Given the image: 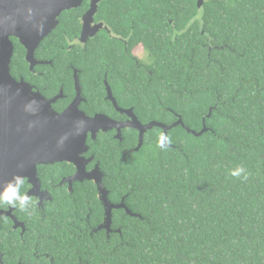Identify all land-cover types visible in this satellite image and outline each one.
<instances>
[{
	"label": "trees",
	"instance_id": "1",
	"mask_svg": "<svg viewBox=\"0 0 264 264\" xmlns=\"http://www.w3.org/2000/svg\"><path fill=\"white\" fill-rule=\"evenodd\" d=\"M196 1L99 5L97 18L127 39L129 51H145L152 73L127 79L138 66L127 56L119 63L125 44L105 33L87 45L80 66L100 76L103 61L112 58L113 72L125 77L114 85L115 96L134 105L142 121L170 124L180 114L189 129L200 131L203 117L209 129L195 136L178 125L161 148V130L153 128L140 150L121 160L126 142L103 133L90 140L112 199L127 194L126 205L143 219L114 210L113 227L121 226L122 239L94 234V248H82L88 264H264V0H204L199 8ZM70 17H61L62 27ZM45 42L53 49L50 39ZM53 62L48 85L72 82ZM101 103L98 110L108 111ZM123 137L136 144L134 131ZM237 166L247 169L246 181L229 175ZM51 174L39 169L42 178ZM74 202L93 208L94 223L102 219L92 185L79 187ZM74 202L63 205L67 213Z\"/></svg>",
	"mask_w": 264,
	"mask_h": 264
},
{
	"label": "flooded vegetation",
	"instance_id": "2",
	"mask_svg": "<svg viewBox=\"0 0 264 264\" xmlns=\"http://www.w3.org/2000/svg\"><path fill=\"white\" fill-rule=\"evenodd\" d=\"M102 1L99 2L92 20L86 18V22L84 18L90 10L91 0H82L80 6L64 10L57 17L58 24L51 28L48 34L40 40L37 47L33 49V58L30 61L26 57L27 47L21 44L18 36L10 35L9 38L14 46L10 66L11 75L16 80H24L34 92H39L45 99L50 100L60 95L61 97L57 98L51 105L57 112L64 111L77 98L78 109L89 117L102 114L119 124H147L150 121H156H142L138 113H136L134 105L126 106L118 101L113 88L115 84L123 82L125 77L123 78L122 75L113 72L112 62L114 60L112 58L103 61L105 67L100 76L96 75L95 71L87 73L80 66L81 62L87 58V45L99 34L105 33L111 40H117L125 44L123 55L120 56L118 62H122V56H127L128 59L134 61L136 67L138 66L132 75L126 77L127 79L139 81L140 78H143V72L152 73L149 68L151 59L147 53L140 47L129 51L126 46L127 39L122 34H118L111 29L107 22L97 18L98 8ZM14 5L13 0L2 1L0 16H2L3 22L12 20ZM68 13L71 16L70 20L72 19L71 21L73 22L69 26L62 27L61 17ZM0 20L2 19L0 18ZM40 27H37L34 34L40 32L38 31ZM34 34L29 37V40L34 38ZM46 39L51 40L53 49H48V42H45ZM113 42L111 44L115 46V42ZM66 54L67 57L64 58ZM16 57L18 63H14ZM53 60L59 64L56 69H61L62 71L65 68L66 73L69 74V77L71 76L72 82H67V85H65L60 81L55 86L53 84L48 85L46 72L47 67L50 65L54 66ZM108 63L111 64V67L108 66ZM97 89L100 90V93H97ZM98 102L100 104L104 102L103 106H106L108 111H99ZM114 102L117 107H115ZM125 130H131L136 133L137 140L134 146H129L130 141L128 142V140L124 139L123 133ZM148 131L144 133V138ZM118 132L120 134L119 137H117ZM100 133L109 134L110 137L117 140L120 144L126 142L127 146L123 147L121 157H119L120 160L127 154L140 150H134L138 146L140 131L131 126H125L120 127L119 131L116 128L107 131L99 130L94 138L91 132L87 134L86 142L88 148L85 152L79 154V163L81 162L80 164L83 163L84 165L83 174L78 173L76 164L66 161L39 164L37 166V177L40 185L34 189L27 181L24 189L36 201L31 214L29 215L10 207L0 208V264H82L83 262L88 264V261H83L82 259V254L87 252L82 251V248H94L96 245V242L92 240L94 234L101 233L108 240L110 235L117 233L119 238L122 239L121 226L113 227V211L122 210L127 214L123 207L112 210L110 231L106 229L96 230L98 225L105 219V208L99 198L100 194L97 184L92 178H89V174L93 176L94 170L98 173L100 172L102 185L107 190L109 201L112 204H118L124 199L126 205L125 198L127 196V194L120 195L118 201H114L111 197L112 190L105 182L106 172L89 144L90 140L95 141ZM42 168L43 172L51 170L52 174L45 175L42 178L39 176V169ZM75 176L81 180H75ZM91 185L102 206V219L96 223L91 220L94 216L93 208L87 205H85V209L84 207L80 208L81 204L74 202V196L79 187L85 188ZM69 200L74 203L73 207H71L72 210L67 213L63 205ZM83 239L89 241H82Z\"/></svg>",
	"mask_w": 264,
	"mask_h": 264
},
{
	"label": "water",
	"instance_id": "3",
	"mask_svg": "<svg viewBox=\"0 0 264 264\" xmlns=\"http://www.w3.org/2000/svg\"><path fill=\"white\" fill-rule=\"evenodd\" d=\"M2 1L0 0V11ZM100 1L91 0L90 10L84 18L85 22L86 18L92 20ZM13 3L15 8L12 20L3 22L0 16L2 19L0 20V188L5 181L11 179L13 174L27 177V181L34 189L37 188L40 185L37 177L39 164L66 161L76 164L78 173L83 174L84 165L79 163V154L88 148L86 141L89 132L94 138L99 130L116 128L119 131L120 127L131 126L140 131L138 146L134 149L138 151L143 144L144 133L153 127L161 129L162 134L166 136L170 129L178 125L195 136H200L209 129L205 125V117L202 118L200 131L189 129L180 114H175L177 120L170 124L160 121H150L147 124H119L102 114L89 117L78 109L77 98L64 111H55L51 105L61 97L60 95L50 100L45 99L39 92H34L24 80H16L11 75L14 46L9 36L14 34L20 38L21 44L27 47L26 57L30 61L33 58V49L51 28L58 24L57 17L64 10L80 6L82 0H13ZM196 3L199 8L204 0H197ZM40 26L43 30L34 34ZM33 34L34 38L29 40ZM109 93L111 95L110 90ZM114 105L117 107L115 102ZM211 111L212 108H209L206 117H210ZM119 135L118 132L117 137ZM99 173L94 170L93 176L89 174V178L97 184L99 198L105 208V219L96 230H111L114 208L123 207L128 215L143 219L125 205L124 199L118 204L109 201L108 192L102 185ZM74 179L81 180L76 176Z\"/></svg>",
	"mask_w": 264,
	"mask_h": 264
},
{
	"label": "clouds",
	"instance_id": "4",
	"mask_svg": "<svg viewBox=\"0 0 264 264\" xmlns=\"http://www.w3.org/2000/svg\"><path fill=\"white\" fill-rule=\"evenodd\" d=\"M42 30L41 26L38 31ZM65 139H67V137H65ZM170 143V138L162 134L158 146L164 148L166 144ZM229 175L246 181L249 173L245 167L237 166L230 170ZM26 184L27 177L19 174H13L11 179L5 181L3 187L0 188V208L10 207L30 215L36 201L24 191Z\"/></svg>",
	"mask_w": 264,
	"mask_h": 264
}]
</instances>
